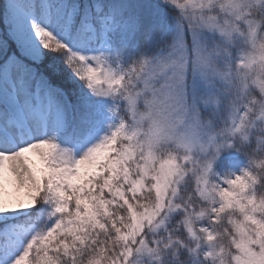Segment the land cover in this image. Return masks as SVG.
<instances>
[{"label": "snow or ice", "instance_id": "snow-or-ice-1", "mask_svg": "<svg viewBox=\"0 0 264 264\" xmlns=\"http://www.w3.org/2000/svg\"><path fill=\"white\" fill-rule=\"evenodd\" d=\"M0 264H264V0H0Z\"/></svg>", "mask_w": 264, "mask_h": 264}]
</instances>
